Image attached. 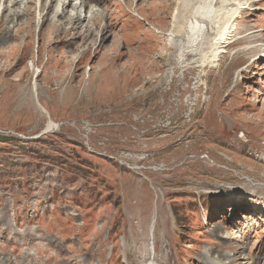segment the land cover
Returning a JSON list of instances; mask_svg holds the SVG:
<instances>
[{"label": "rangeland", "instance_id": "obj_1", "mask_svg": "<svg viewBox=\"0 0 264 264\" xmlns=\"http://www.w3.org/2000/svg\"><path fill=\"white\" fill-rule=\"evenodd\" d=\"M35 1L0 6V134L22 143H0V264H264V0L244 1L220 61L183 64L178 0H107L92 33ZM36 150L113 190L92 200Z\"/></svg>", "mask_w": 264, "mask_h": 264}, {"label": "bare ground", "instance_id": "obj_2", "mask_svg": "<svg viewBox=\"0 0 264 264\" xmlns=\"http://www.w3.org/2000/svg\"><path fill=\"white\" fill-rule=\"evenodd\" d=\"M8 1H10V3H7ZM34 1L35 0H0V6L4 11L9 10V15L15 13L16 16V13L24 14ZM51 1L54 2V0ZM244 1L245 0H178L172 17L171 30H169L166 35L171 47L176 51L179 50L180 63H184L187 58V53L199 55L204 63L208 61H220L221 55L225 53V50L222 51V49H220L221 45L225 44L227 40L229 41L232 33L236 30L238 24H235L237 14L247 7ZM35 2L41 13L44 0H36ZM57 2L56 15L64 18L63 23L70 22L73 25L84 26L85 32L92 33L96 30L98 22L100 23L103 14L107 12L106 8H97L98 5L105 6L107 0H74L73 2L71 0H57ZM70 4L72 5V9L68 10L67 5ZM250 6L251 5L248 7ZM87 7L90 9L89 15L83 14L84 9ZM112 11L114 12V10H110L108 13L109 20L106 21V24L100 26L102 30L108 26L112 27L111 22H113L115 18ZM0 12L2 11L0 10ZM86 18H89V21L84 25L83 22ZM44 21L45 20H43V22ZM90 22H92V25L89 24ZM61 25L64 26L63 24ZM38 73L39 72L36 71L35 75ZM33 88L34 91H36V83ZM39 106L42 111H45L43 106ZM56 126L57 124L52 120L47 124L48 129Z\"/></svg>", "mask_w": 264, "mask_h": 264}, {"label": "trees", "instance_id": "obj_3", "mask_svg": "<svg viewBox=\"0 0 264 264\" xmlns=\"http://www.w3.org/2000/svg\"><path fill=\"white\" fill-rule=\"evenodd\" d=\"M9 142H13V144L17 146L22 145L21 139H16L12 136L0 134V143L5 144ZM36 142L39 143L41 141H36ZM26 144L31 145V143H26ZM34 152L35 154H33V156H35V158L39 160V162H41V160H44L46 162L60 163V165L62 166V168H64V170H69L70 168H72L71 170L72 175L75 176L74 181H77L80 177L86 178L87 179V184H86L87 189L86 190L89 192V194L92 197L95 196V198H92V200L101 199V190L103 188H101L100 185L102 184V182H105V181H104V178L102 177L100 178V176H98V173L95 170L96 166L94 165V163L81 159V157H79V155L77 154L73 155L67 152H63V151L62 152L57 151L58 153L56 156H53V155L43 156L42 152L38 150ZM29 156L31 157L32 155H29ZM92 179L94 181H92ZM105 188L113 190V188L108 184L105 186ZM107 192L108 193L106 195V198H110V200H115V196L113 198L112 192L110 191H107ZM114 204L120 205V199H117L116 202H114Z\"/></svg>", "mask_w": 264, "mask_h": 264}]
</instances>
